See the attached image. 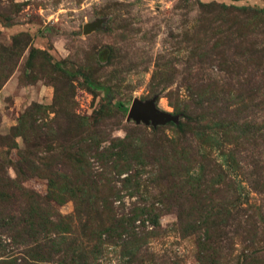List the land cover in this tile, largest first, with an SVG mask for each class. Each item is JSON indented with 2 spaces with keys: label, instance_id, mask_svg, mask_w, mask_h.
I'll return each mask as SVG.
<instances>
[{
  "label": "rangeland",
  "instance_id": "374dc122",
  "mask_svg": "<svg viewBox=\"0 0 264 264\" xmlns=\"http://www.w3.org/2000/svg\"><path fill=\"white\" fill-rule=\"evenodd\" d=\"M0 264H264V0H0Z\"/></svg>",
  "mask_w": 264,
  "mask_h": 264
},
{
  "label": "water",
  "instance_id": "95a60500",
  "mask_svg": "<svg viewBox=\"0 0 264 264\" xmlns=\"http://www.w3.org/2000/svg\"><path fill=\"white\" fill-rule=\"evenodd\" d=\"M90 26L86 27V32L90 30ZM129 117L136 122H144L146 124L162 125L170 120L171 116L156 111L152 102H134L129 112Z\"/></svg>",
  "mask_w": 264,
  "mask_h": 264
},
{
  "label": "trees",
  "instance_id": "16d2710c",
  "mask_svg": "<svg viewBox=\"0 0 264 264\" xmlns=\"http://www.w3.org/2000/svg\"><path fill=\"white\" fill-rule=\"evenodd\" d=\"M86 84H87V86L91 89V90H93V91H100V90H104V88L102 87V86H100V85H98L97 83H94V82H92V81H90L89 79H87L86 80ZM120 108H121V110L122 111H124V112H126L127 111V109H126V107H124L123 105H120ZM74 253V252H73ZM75 254V253H74ZM86 253L80 258V259H82L83 261H85V258L84 257H86Z\"/></svg>",
  "mask_w": 264,
  "mask_h": 264
}]
</instances>
